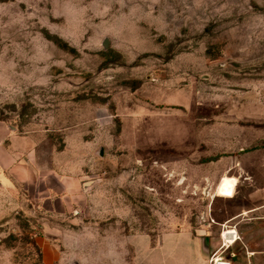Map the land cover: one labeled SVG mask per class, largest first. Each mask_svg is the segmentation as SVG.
Here are the masks:
<instances>
[{
	"label": "rangeland",
	"instance_id": "374dc122",
	"mask_svg": "<svg viewBox=\"0 0 264 264\" xmlns=\"http://www.w3.org/2000/svg\"><path fill=\"white\" fill-rule=\"evenodd\" d=\"M0 124L93 183L64 214L17 186L0 264H133L130 234L262 209L264 0H0Z\"/></svg>",
	"mask_w": 264,
	"mask_h": 264
},
{
	"label": "crops",
	"instance_id": "0c3cea01",
	"mask_svg": "<svg viewBox=\"0 0 264 264\" xmlns=\"http://www.w3.org/2000/svg\"><path fill=\"white\" fill-rule=\"evenodd\" d=\"M22 139L11 131L9 125L0 124V221L25 207L26 197H17L13 192L17 186L34 191V198L45 208L56 198L59 202V207L55 206L58 214L72 210L74 204L80 202L79 199L87 198L92 188L86 187L93 183H86L81 176L63 173L53 165L46 167L39 162L37 149L30 144L24 145ZM245 213H237L224 221L215 219L218 223L232 222L231 226H235L240 235L227 248L231 251L229 259L233 264H264V249L252 248L258 244L257 238L244 226V222L254 227L264 220V208L255 207ZM214 224L206 221L201 227L183 224L161 229L157 233L139 231L130 234L128 242L133 250V264H210V254L222 245L221 237L213 230ZM204 238H207L208 252L204 250ZM41 245L49 259L60 255H51V245ZM111 254L115 252L111 251Z\"/></svg>",
	"mask_w": 264,
	"mask_h": 264
},
{
	"label": "built area",
	"instance_id": "2783aa9c",
	"mask_svg": "<svg viewBox=\"0 0 264 264\" xmlns=\"http://www.w3.org/2000/svg\"><path fill=\"white\" fill-rule=\"evenodd\" d=\"M214 223L215 221L212 220ZM226 235L231 238H226ZM220 237L222 239L221 249L219 248L217 251L210 254L209 262L210 264H233V262L223 255V252L232 244L235 240L240 238V235L235 228V226H225V228L221 231ZM223 249V250H222ZM222 250V251H221Z\"/></svg>",
	"mask_w": 264,
	"mask_h": 264
},
{
	"label": "water",
	"instance_id": "95a60500",
	"mask_svg": "<svg viewBox=\"0 0 264 264\" xmlns=\"http://www.w3.org/2000/svg\"><path fill=\"white\" fill-rule=\"evenodd\" d=\"M106 42H107V39L104 40V44H105V45H106ZM99 154L103 155V153H102V148L100 149ZM203 246H204V250H205L206 252H208V249H207V238H204V239H203ZM205 248H206V249H205Z\"/></svg>",
	"mask_w": 264,
	"mask_h": 264
}]
</instances>
